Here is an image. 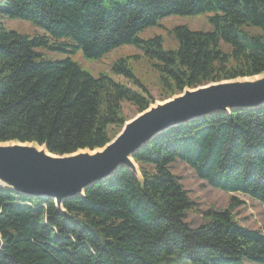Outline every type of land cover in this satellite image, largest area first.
Wrapping results in <instances>:
<instances>
[{"label": "trees", "instance_id": "16d2710c", "mask_svg": "<svg viewBox=\"0 0 264 264\" xmlns=\"http://www.w3.org/2000/svg\"><path fill=\"white\" fill-rule=\"evenodd\" d=\"M205 12H212V29L175 26L174 50L163 48L161 36L137 35L164 17ZM2 17L27 20L44 34L30 38L0 21V142H36L54 154L104 146L114 136L109 127L126 121L122 101L140 112L152 98L107 74L94 77L70 58L38 60L37 48L97 59L134 45L156 61L164 99L264 72V0H0ZM111 69L138 83L129 57ZM133 160L140 180L120 167L66 199L63 211L51 198L0 189V264H184L183 257L190 264H264V227H245L232 212L244 202L233 195L191 226L185 213L197 203L170 170L179 160L209 186L264 206V105L171 127Z\"/></svg>", "mask_w": 264, "mask_h": 264}, {"label": "water", "instance_id": "95a60500", "mask_svg": "<svg viewBox=\"0 0 264 264\" xmlns=\"http://www.w3.org/2000/svg\"><path fill=\"white\" fill-rule=\"evenodd\" d=\"M264 105V72L195 88H184L161 102L149 104L123 123L120 132L104 146L54 154L36 142H0V189L63 202L81 196L120 167L141 179L133 155L158 134L191 120L216 113Z\"/></svg>", "mask_w": 264, "mask_h": 264}, {"label": "rangeland", "instance_id": "374dc122", "mask_svg": "<svg viewBox=\"0 0 264 264\" xmlns=\"http://www.w3.org/2000/svg\"><path fill=\"white\" fill-rule=\"evenodd\" d=\"M125 2L126 0H118ZM212 12H205L198 15H171L164 17L158 21V25L147 27L138 32V37L146 40L154 36H161L163 39V48L165 50H174L178 46V40L175 35L170 32L175 26H187L191 30L210 31L211 24L208 17ZM3 26L7 30L17 31L20 34L28 35L30 38L37 34H44V30L32 24L31 22L19 18L2 17L0 19ZM65 38L51 40V43L65 41ZM219 46L228 51L230 46L222 41ZM41 54L38 60L59 61L70 58L76 62L80 68L90 75L97 77L100 74H107L113 80L125 84L134 90L150 96L152 101L150 104L161 102L164 99V93L159 81V72L154 68L155 60L149 59L143 54V51L130 44L118 46L97 59L86 58L81 50L74 52H62L49 50L44 47L36 49ZM129 57L130 65L134 77L138 80L135 83L132 79L122 75L115 74L112 71V64L119 58ZM179 94V93H178ZM175 95V94H174ZM167 99V98H166ZM122 115L126 120L135 116L138 112L136 107L129 101H122ZM123 126V125H122ZM121 127L110 126V134L117 135ZM113 136V137H114ZM170 170L181 179L184 188L188 190L189 196L197 203V207L185 213L186 220L191 226H198L206 221L203 218V212L207 209H224L228 206L231 196H236L244 203L233 209L235 218L245 227L253 229H263L264 227V206L255 198L241 193H229L217 188L209 186L204 180L199 179L193 170L184 162L176 160L170 165ZM177 257V254L175 255ZM184 264H190L189 260L182 258ZM180 264V263H174Z\"/></svg>", "mask_w": 264, "mask_h": 264}]
</instances>
